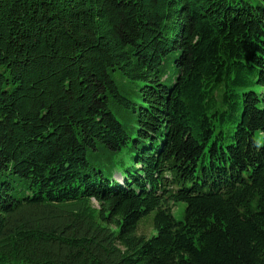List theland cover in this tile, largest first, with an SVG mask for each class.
I'll return each instance as SVG.
<instances>
[{
	"label": "trees",
	"instance_id": "1",
	"mask_svg": "<svg viewBox=\"0 0 264 264\" xmlns=\"http://www.w3.org/2000/svg\"><path fill=\"white\" fill-rule=\"evenodd\" d=\"M0 264H264V0H0Z\"/></svg>",
	"mask_w": 264,
	"mask_h": 264
},
{
	"label": "rangeland",
	"instance_id": "2",
	"mask_svg": "<svg viewBox=\"0 0 264 264\" xmlns=\"http://www.w3.org/2000/svg\"><path fill=\"white\" fill-rule=\"evenodd\" d=\"M114 75H115V79L118 80L120 83L126 81L124 78H121L117 72ZM260 135L261 134H259L258 137L262 139V136ZM116 178L123 183V177L120 174H117ZM185 208H186L185 202H178L174 206L172 212H173L174 217L177 220L181 221L184 219ZM154 215H155V212H151L150 214H148L141 220L139 227H138L139 234H147L150 236L156 233V231L153 228Z\"/></svg>",
	"mask_w": 264,
	"mask_h": 264
}]
</instances>
